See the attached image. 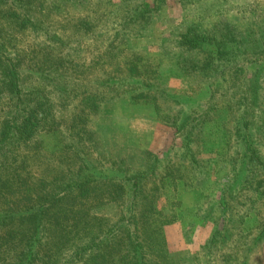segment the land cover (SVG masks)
<instances>
[{"label": "rangeland", "instance_id": "1", "mask_svg": "<svg viewBox=\"0 0 264 264\" xmlns=\"http://www.w3.org/2000/svg\"><path fill=\"white\" fill-rule=\"evenodd\" d=\"M193 31L207 39L202 48L187 50L184 36ZM223 38L228 48L241 46V53L226 57L234 64L226 74L204 78L202 70L184 72L179 67L182 62H208L216 42L224 44ZM263 44L264 0H0V132L14 121L24 124L25 114L35 126L31 131L34 134L24 137L26 140L15 137L14 143L0 142L11 160L8 163L3 157L0 162L2 192L31 183L38 185L37 190L42 187L44 193H50L54 188L42 185L46 180L54 185L52 176L62 175V169L71 164L72 150L89 158L97 169L100 163H108L96 159L97 152L105 159H128L138 168L144 158L139 152L161 158L181 156L188 142L186 157L195 154L213 171L208 170L196 185L179 189L176 196L160 200L159 207L172 217L163 230L167 250L180 255L179 264H188L190 257H196L191 263L201 264L215 260L211 254L203 256L209 239L228 236L223 244L215 246L214 251L221 250L215 264L221 260L226 261L222 264H264V227L259 225L264 224V197L259 196L262 203L257 201L253 208L249 204L253 198L245 188L238 199L241 205L229 223L235 200L228 201L231 210L223 216L221 210H212L213 201L206 203L198 197L202 190L207 197L216 196L221 185L230 184L232 159L241 154L234 130L243 108L236 102L241 98L242 85L250 84H243L250 74L246 70H264V52L260 53ZM130 68H136L157 88L152 93L159 95L163 110H181L191 116L188 127L196 125L195 135L187 136L185 131L170 126L171 121L155 118L146 99L129 98V86L137 88L127 79ZM216 80L218 88L214 86ZM211 82L221 100L215 111L209 110L197 124L199 113L208 108L209 90L205 86ZM259 86L264 88V74ZM165 92L179 102L164 103ZM260 99L261 105L254 108L255 118L264 111V94ZM78 118L86 124L74 128ZM69 132L74 136L67 138ZM79 139L83 144L76 146ZM17 146H22L21 152L15 150ZM7 180L12 183L7 184ZM54 200L50 197L46 206H54ZM213 200L219 202L218 197ZM254 209L261 219L246 223V216H252ZM93 212L108 218L111 222L106 224L111 225L119 211L115 204L107 203ZM53 217H49L52 224L63 222ZM12 227L9 232L16 233L18 228ZM51 230L56 233L54 225ZM3 236L0 234V242ZM237 247L242 248L243 257L233 258ZM16 249L7 256L20 251L31 253L25 243ZM41 251L39 248V254Z\"/></svg>", "mask_w": 264, "mask_h": 264}, {"label": "trees", "instance_id": "2", "mask_svg": "<svg viewBox=\"0 0 264 264\" xmlns=\"http://www.w3.org/2000/svg\"><path fill=\"white\" fill-rule=\"evenodd\" d=\"M206 39V35L193 31L184 36L183 45L187 50H197L202 48L201 44ZM221 43L224 44L219 46L216 42V48L211 51L212 56L208 58V62L204 64L193 61L182 62L179 67L184 72L202 70L201 72L205 74L204 78L208 75L226 74L234 67V64L227 61L226 57L233 52H236V55L241 53V46L228 48L225 38ZM260 51L263 54L264 47ZM243 67L241 66V70H244ZM129 71L127 79L130 78L137 86V88L129 86L131 87L130 99L137 101L146 99V105L153 110L155 118L165 119L167 123L171 121L170 126L175 127L179 132L185 131L187 136L195 135L196 125L193 124V128L188 127L192 122L191 116L189 114L186 116L187 112L163 110V106L161 108L158 103L159 95L152 93L157 88L150 85L145 75L136 71V68H130ZM246 72L247 75L250 74L243 84L247 82L250 84L246 86L241 84L243 87L240 90L241 98L236 102V105L243 108L241 119L234 130V137L240 145L241 154H235L236 157L232 159L233 165L230 168L232 179L230 184L221 185L217 195L213 196L214 199L219 198L218 203H215L213 197H207L203 190L198 193V197L206 200V203L213 201L212 210H221L223 216L229 209L231 210L228 201L235 200L236 204L228 214L227 223L233 221L237 213L235 209L239 204L241 205L238 199L241 194H244L245 188L250 191L248 196L253 198L249 202L253 208L257 205V201L262 203L261 199L264 197L262 196L264 194V154H261L262 151L264 152V111L259 118H255L253 114L254 108L261 105L260 96L264 94V88L259 86L264 70L254 69L246 70ZM214 82L215 88H218V81ZM205 87L209 90V105L205 111L199 113L201 120L196 121L197 124L203 121L209 110L214 112V107L219 106L218 101L221 100L212 82ZM162 99L168 104L178 101V98L167 92L162 94ZM24 117V124H17L14 121L8 129L0 132V140L2 139L0 142L5 143L8 140L7 143H9L10 140V143H14L15 137L18 141L26 140L24 137L34 134L31 133L35 126L31 125L30 116L25 114ZM74 124V128L76 125L84 126L86 120L78 118ZM74 134L67 133V138L73 137ZM227 137V132H224V138ZM4 138L5 141H3ZM81 141L79 139L76 146L83 144ZM227 141L225 148L223 147L225 152ZM185 146L181 149L183 155H174L169 158L139 152L144 154V158L138 168L129 164L128 159H105L102 153L97 152L96 159L100 162H108L106 165L100 163L97 169L89 158L80 156L78 151L72 150L71 164L66 165V169H62V175L60 173L52 176V180L56 181L53 182L54 185H48L49 180L42 185L54 188L50 193H44L45 190L42 187L37 190L38 185L31 183L9 192H2L0 187V234L5 235L0 242V264H179L180 255L167 250L163 236L164 227L172 222V217L159 207V202L162 198L176 196L179 189L196 185L205 178L208 170L211 173L213 171L212 167L207 168L206 161L200 162L195 154L187 158L190 148L188 142ZM17 147L15 150L21 152L19 149L22 146ZM63 147L68 150L67 144ZM6 153L3 152L0 144V162L3 157H6L9 163L10 157L8 158ZM9 155L15 156L12 153ZM66 160L61 161L64 163ZM3 164L4 161L1 163L2 168ZM13 172L15 170L12 174ZM1 178L0 183H3L4 176ZM11 183L12 180H7V184ZM52 196L55 198L53 201L56 202L55 205L46 206L45 202ZM245 200L249 201L248 198ZM64 202L66 204L63 209ZM107 203L115 204L119 211L118 218L111 225H107L111 222L108 218L97 216L93 212L97 207ZM254 210L252 216H246V220H249H245L246 223L261 219L258 218V211ZM51 215H54L55 219L60 215L58 219L63 222L52 224L49 221ZM53 225L56 233L50 231ZM259 225L264 227V224L259 223ZM15 226L18 228L16 233L15 230L9 232L10 227L14 229ZM2 227L6 231L2 230ZM227 238L228 236H212L204 247L203 256L208 253L215 260L220 258L221 250L214 251L215 246L219 242L223 244ZM24 243L28 245L31 253L24 254L20 251V254L14 253V256H7L8 252L12 249L17 250L16 247L21 248ZM66 246L69 247L68 250L65 249ZM39 248L43 255L39 254ZM241 252L242 248L237 247L233 258L243 257ZM7 257L11 259L7 260ZM195 258L190 257L187 263L194 264L191 262H194ZM215 260L207 259L201 264H215ZM222 262L226 261L221 260L220 264Z\"/></svg>", "mask_w": 264, "mask_h": 264}]
</instances>
